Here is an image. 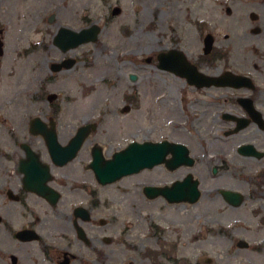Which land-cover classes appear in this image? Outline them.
I'll list each match as a JSON object with an SVG mask.
<instances>
[{
  "label": "flooded vegetation",
  "instance_id": "obj_1",
  "mask_svg": "<svg viewBox=\"0 0 264 264\" xmlns=\"http://www.w3.org/2000/svg\"><path fill=\"white\" fill-rule=\"evenodd\" d=\"M80 1L0 0V68L12 33L14 39L26 40L27 54L32 55L40 47L45 51L49 47L54 49V57L46 67L54 81L64 72L72 71L80 58L93 56L91 50L94 47L105 43L110 48V38L106 37L104 42L103 34L106 28L112 29L115 23L128 17L124 7L133 8V24L125 19L117 24L116 31L121 38L130 39L126 31L133 33L135 28L144 24L139 17L142 12L139 6L99 4L98 10L93 0ZM158 6L162 8L155 9L147 25L153 32V46L149 56L141 57L154 69L156 86L164 92H229L228 103L234 111L221 114V119L231 125L222 129L223 134L231 137L248 133L250 140L239 144L231 154L219 153L218 164L211 167L210 175L220 179L222 184L208 190L215 193L212 197L202 195L201 183L196 178L197 196L193 195L192 188L187 187L185 192L190 193L189 198L178 202H170L165 196L151 197L145 188L143 195L148 201L161 198L165 204L199 206L202 211L198 218L204 221L215 217V224L205 222L210 229L204 227L202 233L218 237L224 254L215 255L204 249L191 259L184 252L185 246L178 236L163 244V234L176 232L174 224L168 227L150 222L145 232L136 235L130 232L133 226L130 222L118 228L115 219L99 218L96 187L90 188L89 181L79 180L70 168L79 159L91 136L75 158L61 166L52 156L50 135L33 132L31 119L25 137L21 140L10 137L13 143L9 140L10 143L3 145L5 147L0 146V263L214 264L220 260V263L264 264V83L259 81L260 69L256 65L253 69L242 64L232 66L230 51L219 45L216 37L209 33L207 23L202 21H195L196 30L199 28L201 33L194 46L189 35L193 20L183 14L186 11L183 0H166ZM230 12L227 9V13ZM253 14L255 19H252ZM250 19L256 24L260 16L251 13ZM261 33L258 25L251 29L253 35ZM210 34L213 45L207 48L205 40ZM225 38L229 39L228 36ZM127 53L119 52L118 60L125 58ZM137 65L144 66L142 63ZM121 73L127 84L125 90L139 89L141 76L134 71ZM230 76L244 79L225 86ZM207 77L217 78L219 86H200ZM46 80L49 84L50 80ZM117 81L121 83L122 79ZM47 99L53 106L58 100L57 96L51 100L48 96ZM125 108L127 113L132 111L129 106ZM55 135L64 146L75 136L62 143L59 134L56 132ZM38 140L42 141L41 145ZM96 149L103 152L97 145L91 148V159L83 165L85 171H92L91 162ZM195 166L196 163L178 168L162 165L170 173ZM190 174L188 172L181 179L163 186H173ZM80 191L85 193L84 197L79 195Z\"/></svg>",
  "mask_w": 264,
  "mask_h": 264
},
{
  "label": "rangeland",
  "instance_id": "obj_2",
  "mask_svg": "<svg viewBox=\"0 0 264 264\" xmlns=\"http://www.w3.org/2000/svg\"><path fill=\"white\" fill-rule=\"evenodd\" d=\"M86 1L81 0L80 3ZM183 1V8L187 11L183 14L193 20L189 30L192 44L196 45L197 37L201 33L199 28L196 30L195 21L207 23L209 33L216 37L219 45H224L230 51L231 65L242 64L250 67L248 69L258 66L261 77L259 81L264 83L262 3L264 0ZM93 2L97 4L98 10L99 4L139 6L142 10L139 17L144 24L135 28L133 33L126 31L130 39L121 38V34L116 31L117 24L124 19L131 22L133 18V8L124 7L123 10L128 17L115 23L112 29L106 28L103 34L104 42L109 36L110 48L105 43L94 47L91 50L93 56L80 58L72 71L57 75V80L54 81L46 68L47 63L54 57V49L49 47L48 51H45L36 44V47L40 48L32 55L27 54L26 40L14 39L15 34L12 33V39L6 45V56L1 58L0 146L7 145L9 140L13 143L14 140L10 137L20 140L25 137L27 125L34 118L42 119L49 127L53 122L62 143L73 136L80 126L95 123L96 129L92 131L84 151L70 168L79 180L89 181L90 188L96 187L98 217L115 219L118 228H123L130 222L133 225L130 232L136 235L141 231L145 232L150 222L168 227L174 224L176 232L163 234L161 238L162 241L165 239L163 244L168 243V240L173 241L174 237L178 236L185 246L184 252L189 254L191 259H195L198 253L204 252V249L215 255L222 252L220 255L222 256L224 247L218 237L213 238L202 233V228L210 229L205 222L213 225L217 220L215 217L205 221L198 218V213L202 211L199 206L169 210L161 198L146 200L143 190L147 186L163 187L164 184L181 179L186 173L191 172L201 183L202 195L210 198L215 194L209 193L208 190L222 182L211 177L210 169L218 164L219 153L231 154L239 144L250 140L248 133L231 137L223 134L222 129H228L231 125L221 119V114L224 111H234V107L228 103L230 93L225 91L221 94L216 90L204 93L183 90L164 92L156 86L157 77L154 69L146 65L141 57L149 56V50L153 46V32L151 33L147 25L151 22L155 9L162 8L158 5L165 3L166 0H93ZM227 9L231 12L227 13ZM251 13L260 16L259 23L254 24L251 21ZM257 25L262 33L251 34V29ZM139 35H143L144 38L140 39ZM226 36L229 39H226ZM127 51L125 58L118 60L119 52ZM132 57L135 59L130 60ZM127 71H134L142 77L138 83L140 84L138 90H125L127 84L121 72ZM120 78L121 83L117 81ZM46 79L50 80L49 84ZM50 95H56L58 98L55 106L47 99ZM93 97L92 105L86 107L85 101ZM126 106L131 107L132 111L122 113ZM165 139L186 145L196 160V166L174 173L159 166L105 187L95 182L93 171L84 169L83 165L91 159V148L94 145L102 148L106 159H111L114 153L123 150L132 141L158 142ZM38 141L41 145L42 141ZM78 193L84 197L83 191ZM214 264L236 263H220L219 260Z\"/></svg>",
  "mask_w": 264,
  "mask_h": 264
},
{
  "label": "water",
  "instance_id": "obj_3",
  "mask_svg": "<svg viewBox=\"0 0 264 264\" xmlns=\"http://www.w3.org/2000/svg\"><path fill=\"white\" fill-rule=\"evenodd\" d=\"M252 19H255V15H252ZM213 39L211 36L206 39V46L211 48ZM239 79L234 77L226 85L231 84ZM242 79H240L241 81ZM219 86V80L217 78L207 77L200 86ZM128 111V109H126ZM37 127L41 128L42 124L38 122ZM96 127L91 125L81 127L77 136L68 147H62L58 144L57 140L54 139L49 144L53 157L58 164H65L69 160H72L77 151L82 147L84 140L89 133ZM172 155L171 160H167L168 156ZM166 163L171 168H178L184 164L193 166L194 160L189 156L188 148L183 144L170 143L164 141L161 143L146 142L144 144L133 143L127 149L116 153L112 159L106 160L101 154L100 150L94 152V161L92 163L93 170L95 171L96 177L103 185L114 183L123 177L140 173L144 169H152L158 165ZM193 176L189 175L184 182H177L172 188H155L150 187L146 189L149 195L157 196L164 195L171 202H178L189 198L190 193L185 192V188H192L194 196L199 195L198 182L193 181ZM192 181V184L190 183Z\"/></svg>",
  "mask_w": 264,
  "mask_h": 264
},
{
  "label": "bare ground",
  "instance_id": "obj_4",
  "mask_svg": "<svg viewBox=\"0 0 264 264\" xmlns=\"http://www.w3.org/2000/svg\"><path fill=\"white\" fill-rule=\"evenodd\" d=\"M93 99H94V97L92 98V99H87L86 101H85V103H84V105H86V107H89V105L91 104L92 105V101H93ZM81 103V102H80ZM166 207L170 210V209H172V208H180V209H182V208H185L186 206L185 205H181V204H179V205H170V204H166ZM170 212V211H169Z\"/></svg>",
  "mask_w": 264,
  "mask_h": 264
}]
</instances>
